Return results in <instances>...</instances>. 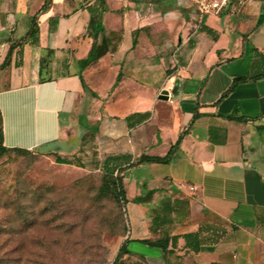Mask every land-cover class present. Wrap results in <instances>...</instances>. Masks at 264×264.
Masks as SVG:
<instances>
[{"label":"crops","instance_id":"obj_1","mask_svg":"<svg viewBox=\"0 0 264 264\" xmlns=\"http://www.w3.org/2000/svg\"><path fill=\"white\" fill-rule=\"evenodd\" d=\"M97 1L51 0L38 15L40 39L33 45L27 34L47 0L37 6L36 0H0V66L18 45L11 65L0 69L4 145L70 157L69 125L84 115L108 156H130L121 174L131 228L127 264H264V78L225 96L235 78L264 71L263 24L253 21L264 0L224 17L221 26L209 22L213 36L186 39L178 33L188 18L177 25L170 19L178 15L170 8L175 0H103L102 23L116 37L106 55L81 71L77 62L93 45L89 8ZM233 30L244 34L245 44L231 56L239 45L229 37ZM257 32L262 43L249 53ZM80 73L90 95L97 94L92 100ZM163 90L169 101L159 99ZM87 102L88 113L82 112ZM181 135L170 163L131 166L142 155L165 157ZM152 190L150 201H133ZM175 200L189 203L187 214L151 232L155 214ZM165 233L176 237L168 252L143 243ZM186 235L198 237L189 244Z\"/></svg>","mask_w":264,"mask_h":264},{"label":"rangeland","instance_id":"obj_2","mask_svg":"<svg viewBox=\"0 0 264 264\" xmlns=\"http://www.w3.org/2000/svg\"><path fill=\"white\" fill-rule=\"evenodd\" d=\"M37 1L35 6L41 0ZM170 8L178 13L170 18L176 25L184 15L189 20L178 37L203 33L195 9L186 0H175V8ZM261 15L264 8L253 20L256 25ZM229 16L210 17L204 25L221 26ZM178 29L170 26L175 34ZM260 34L247 47L249 53L262 43L264 23ZM229 35L233 43H239L230 55L243 51L244 34L233 30ZM85 92L92 100L90 92ZM145 93L150 99V91ZM84 107L82 112L88 113L89 103ZM69 126L67 133L72 137L67 145L75 154L66 158L72 164L57 163L56 154L65 155L44 150L15 151L0 158V264H113L126 241L131 231L128 212L107 189L112 177L107 174L111 166L105 140L97 143L84 115Z\"/></svg>","mask_w":264,"mask_h":264},{"label":"trees","instance_id":"obj_3","mask_svg":"<svg viewBox=\"0 0 264 264\" xmlns=\"http://www.w3.org/2000/svg\"><path fill=\"white\" fill-rule=\"evenodd\" d=\"M51 0H47V2L43 5L42 9L34 15L30 30L27 34V37L30 38V43L33 45L39 44L40 39V26L38 22V15L42 12L47 10L48 6L50 5ZM91 19L89 23V35L93 39V45L92 48L88 54V57L84 60L78 61V65L83 71L86 69L89 65L92 63L98 61L100 58H102L104 55H106L110 51V45L112 43V40L116 37V34L110 33L107 34L105 27L102 23V17L105 12V3L103 0H98L95 6L89 8ZM264 23V15H261L257 24V28H259ZM200 32L206 33L208 35L213 36L215 34L214 30L211 29L208 26H201L199 28ZM140 33V30L136 31L134 33V40H133V48L136 47L138 44L137 37ZM18 47L17 44H13L3 62V64L0 66L1 68L9 67L12 63V57L14 54L15 49ZM115 49H113L114 51ZM21 57L22 52L19 51ZM257 50V54H258ZM54 52L52 50L48 51V55L52 56ZM21 65V61L17 62V66ZM254 67V66H253ZM122 74L120 73L118 76L117 82L120 80ZM79 77L82 81L83 87L85 91H89V88L85 84V81L83 79L82 74H79ZM264 78V71L256 72L253 70L250 76L246 77H239L235 78L233 81L232 86L230 87L229 91L225 94L228 95L229 93L233 92L236 87L240 84L247 83L250 81H258L260 79ZM93 96H97V94L92 93ZM229 120H235V121H246L245 118L238 117L236 115H230L228 116ZM3 121L2 116L0 112V158L5 156L8 153L15 152V151H27L25 149L20 148H8L4 145V134H3ZM183 135L180 136L177 144L173 146L170 150V152L165 157H155V156H147L142 155L136 162L131 164V166H137L141 164H168L171 162L173 158V154L175 150L179 147L181 141H182ZM41 150V149H40ZM56 162L60 164H72L70 160L67 158H63L56 154ZM130 156L128 155H118V156H110L108 160V164H110L111 168H108L107 174L111 175V179L109 184H107V189H110V193L113 195L115 200L122 204V206L127 205L128 199H127V191L125 189L123 179H122V172L124 165L127 164V161L129 160ZM116 175V176H115ZM155 191H148L144 196L136 197L133 201L135 203H145L152 199ZM189 209V203L181 200H175L173 202H167L163 205V208L161 209V213H156L155 216L152 219L151 222V232H155L158 229H163L166 226L172 225L177 220L181 219V217L187 214ZM197 235H186L185 238L187 242L190 244V242L194 239H196ZM176 241V237H172L169 235V233H165L162 237L154 240H143V243L162 249L164 252H168L169 246L173 244ZM129 240L126 239V241L123 243V245L120 247L118 254L116 256V259L114 260L113 264H127L125 262V256L130 255V251L128 249ZM195 251L199 250V247L193 248Z\"/></svg>","mask_w":264,"mask_h":264},{"label":"built area","instance_id":"obj_4","mask_svg":"<svg viewBox=\"0 0 264 264\" xmlns=\"http://www.w3.org/2000/svg\"><path fill=\"white\" fill-rule=\"evenodd\" d=\"M196 11L198 28L203 26L210 17L222 18L224 14L237 15L250 3L256 0H186ZM181 189L188 188L185 185ZM190 191H195V187H190Z\"/></svg>","mask_w":264,"mask_h":264},{"label":"water","instance_id":"obj_5","mask_svg":"<svg viewBox=\"0 0 264 264\" xmlns=\"http://www.w3.org/2000/svg\"><path fill=\"white\" fill-rule=\"evenodd\" d=\"M159 99L163 100V101H169V99H170L169 91L163 90Z\"/></svg>","mask_w":264,"mask_h":264}]
</instances>
